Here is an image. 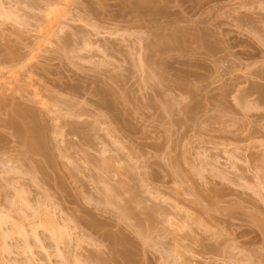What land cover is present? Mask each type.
Instances as JSON below:
<instances>
[{
    "label": "rangeland",
    "instance_id": "374dc122",
    "mask_svg": "<svg viewBox=\"0 0 264 264\" xmlns=\"http://www.w3.org/2000/svg\"><path fill=\"white\" fill-rule=\"evenodd\" d=\"M147 1L0 0V264H264V0Z\"/></svg>",
    "mask_w": 264,
    "mask_h": 264
},
{
    "label": "bare ground",
    "instance_id": "6f19581e",
    "mask_svg": "<svg viewBox=\"0 0 264 264\" xmlns=\"http://www.w3.org/2000/svg\"><path fill=\"white\" fill-rule=\"evenodd\" d=\"M29 1V0H28ZM48 1V0H47ZM143 1V0H142ZM146 0H144V2H145ZM27 2V1H26ZM40 2V1H39ZM66 2V1H65ZM140 2V1H139ZM151 2H152V0H151ZM151 2L150 1H147V3H150V5H151ZM29 3V2H28ZM45 3H47V2H45ZM50 3H52V2H50ZM67 3V2H66ZM154 3V2H153ZM139 4V3H138ZM145 4V3H144ZM33 5V4H32ZM41 5H42V3H41ZM43 5H44V3H43ZM49 5V4H48ZM40 6V5H39ZM52 6H54V5H52ZM144 6V5H143ZM37 7V6H36ZM35 7V8H36ZM41 7V6H40ZM39 8V7H38ZM45 8V7H44ZM149 9V8H148ZM42 10V9H41ZM48 10V9H47ZM143 10H144V8H143ZM44 12V11H43ZM52 12H53V10H52ZM2 13V12H1ZM41 13V12H40ZM46 13H48V12H46ZM3 14H4V12H3ZM6 15V14H5ZM5 15H3V17L5 16ZM50 15V14H49ZM62 15V14H61ZM65 16V15H64ZM53 17H54V15H53ZM57 17V16H56ZM74 17V16H73ZM7 20V19H6ZM50 21H52V23L54 22L53 20H51V18L49 19ZM49 20H47L46 22H49ZM61 32V31H60ZM50 34V33H49ZM56 34V33H55ZM160 38V37H159ZM158 38V39H159ZM161 40V39H160ZM167 40V39H166ZM165 40V41H166ZM173 40V39H172ZM162 41V40H161ZM162 43H163V41H162ZM164 43H166V42H164ZM175 44V43H174ZM158 45V44H157ZM156 45V46H157ZM160 45H162V44H160ZM166 45H167V43H166ZM67 46V45H66ZM159 46V45H158ZM168 46H169V44H168ZM161 47V46H160ZM164 47H165V45H164ZM153 48V47H152ZM162 48V47H161ZM160 48V49H161ZM157 49V48H156ZM152 52V51H151ZM10 56V55H9ZM151 57V56H150ZM19 59V58H18ZM7 61V60H6ZM10 61V60H9ZM150 61V60H149ZM12 62V61H11ZM152 63V62H151ZM15 64V63H14ZM102 91V90H101ZM10 92V91H9ZM98 93V92H97ZM105 93V92H104ZM112 93V92H111ZM112 95V94H111ZM4 97H6V96H4ZM10 97V96H9ZM107 97H108V95H107ZM111 97V96H110ZM2 98V97H1ZM10 99V98H9ZM104 99V98H103ZM2 100V99H1ZM101 100V99H100ZM5 100L3 99V103H4V105H5V103L7 102H4ZM12 101V100H11ZM17 103V102H16ZM38 104V103H37ZM102 105V104H101ZM11 106H14L13 105V103H12V105ZM22 106V105H21ZM28 106V105H27ZM100 106V105H99ZM2 107V106H1ZM44 107V106H43ZM104 107V106H103ZM109 107V106H108ZM4 108V107H3ZM15 108V107H14ZM14 108H12L13 109V111H14ZM17 108V109H16ZM16 110L14 111L18 116H17V118L19 117V115L21 116V117H23L22 118V120L24 121V123L22 122V123H19L18 121H16V119H12V121H10V124H11V126L15 129V131L18 133V134H20L21 136H23V138H25V141H27L28 140V143L29 144H31L32 146H35L37 143H38V145H39V143L45 138V137H43L44 135V131L46 130V128H45V130L43 131L42 130V128L40 127L41 126V124H40V126L36 123L37 121L33 118L32 119V116H30L31 114H35V113H31L30 111H29V113H28V110L26 111V109H24L23 110V108L21 109V108H18V106H17V104H16ZM28 108V107H27ZM45 108V107H44ZM9 109H10V107H9ZM8 109V110H9ZM101 109V108H100ZM5 110H6V108H5ZM6 112H7V110H6ZM36 112V111H35ZM11 114V113H10ZM28 114H30L29 116H28ZM16 116V115H15ZM16 118V117H15ZM35 118H36V116H35ZM38 119V118H37ZM11 120V119H10ZM19 120V119H18ZM9 121V120H8ZM36 121V122H35ZM5 122V121H4ZM6 123V122H5ZM8 123H6V125H7ZM75 125V124H74ZM8 126V125H7ZM44 126V125H43ZM73 126V125H72ZM9 128V127H8ZM12 128V129H13ZM80 129V128H79ZM13 131V130H12ZM74 131V130H73ZM73 131H72V133H73ZM56 132V131H55ZM93 132V131H92ZM78 133V132H77ZM12 134H14V133H12ZM46 134H48V133H46ZM17 135V134H16ZM20 135H18V136H20ZM46 136V135H45ZM81 136V135H80ZM43 137V139H41ZM48 137V136H47ZM83 138V137H82ZM24 140V139H23ZM86 140V139H85ZM43 142H45V141H43ZM27 143V142H26ZM20 144H21V142H20ZM23 144V143H22ZM28 144V146H31V145H29ZM89 144V143H88ZM26 145V144H25ZM90 145V144H89ZM41 146H42V143H41ZM45 146V145H44ZM26 148V147H25ZM38 148V147H37ZM36 150V149H35ZM27 151V150H26ZM36 152V151H35ZM38 152H39V149H38ZM37 152V153H38ZM41 152V151H40ZM34 153V152H33ZM43 153H44V151H43ZM4 154V153H3ZM3 154H0V155H3ZM5 155V154H4ZM3 155V156H4ZM44 155V154H43ZM9 156H10V154H9ZM30 156V155H29ZM42 156V155H41ZM0 157H2V156H0ZM8 156H7V154H6V156H5V158H7ZM25 157V156H24ZM46 157V156H45ZM1 159V158H0ZM4 160V159H3ZM8 159H6V161H7ZM13 160V159H12ZM2 161V160H1ZM15 161V160H14ZM39 161V160H38ZM10 162L12 163V161L10 160ZM9 162V163H10ZM18 162V161H17ZM103 162H104V160H103ZM6 163V162H5ZM51 163H53V162H51ZM105 166V165H104ZM18 169V168H17ZM17 169H16V171H17ZM55 169V168H54ZM10 171L12 172V170H11V168H10ZM138 190V189H137ZM150 213V212H149ZM127 216V215H126ZM47 217V222H45L46 223V225L48 226V232H50V235L53 237H51L52 238V240L54 239V241L53 242H55V241H58L59 239H61V241L63 240V234L65 235V232H62V229H61V226L57 223V220L56 219H54V218H49L48 216H46ZM21 232H23L24 234H26V230L24 229V227H22L21 228ZM59 233V234H58ZM63 233V234H62ZM66 235H68V233H66ZM8 237V233H4L3 232V230L2 229H0V242H1V249L3 248H5V240H6V238ZM124 237V236H123ZM57 238V239H56ZM116 238V237H115ZM117 240H118V238H117ZM120 240V239H119ZM124 240V239H123ZM61 241H58V243L60 242L61 243ZM119 242V241H118ZM121 242V241H120ZM119 242V244H121ZM63 243V242H62ZM114 243H116V242H114ZM55 244H57V242H55ZM127 244V243H126ZM118 246V245H117ZM132 246V245H131ZM6 249V248H5ZM118 250V249H117ZM126 251L128 250L129 252H127V253H125V252H123V253H125V254H128V253H130V250L129 249H125ZM120 251H122V250H120ZM118 253H119V251H118ZM117 253V254H118ZM116 254V255H117ZM122 254V253H121ZM118 256H119V254H118ZM123 256V255H122ZM128 256V255H127ZM31 256H29V258L27 259V262H28V264H36L35 262H34V259H33V257H31ZM123 257H126V255H124ZM130 257V256H129ZM95 259V258H94ZM119 259H121V258H119ZM126 259V258H125ZM124 260V259H123Z\"/></svg>",
    "mask_w": 264,
    "mask_h": 264
}]
</instances>
